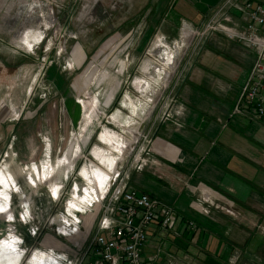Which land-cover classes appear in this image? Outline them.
I'll return each instance as SVG.
<instances>
[{
    "label": "rangeland",
    "instance_id": "1",
    "mask_svg": "<svg viewBox=\"0 0 264 264\" xmlns=\"http://www.w3.org/2000/svg\"><path fill=\"white\" fill-rule=\"evenodd\" d=\"M136 1L0 0V263L65 264L47 249L53 219L100 201L113 173L130 170L135 186L147 166L136 159L184 110L181 88L211 39L193 34L179 58L177 44L204 22Z\"/></svg>",
    "mask_w": 264,
    "mask_h": 264
},
{
    "label": "crops",
    "instance_id": "2",
    "mask_svg": "<svg viewBox=\"0 0 264 264\" xmlns=\"http://www.w3.org/2000/svg\"><path fill=\"white\" fill-rule=\"evenodd\" d=\"M220 1L158 0L157 7L170 5L175 17L194 27ZM254 57L238 42L212 37L181 88L180 117L158 127L145 154L150 164L132 175L139 190L171 204L180 216L174 227L180 235L157 224L149 230L143 254L148 258L160 248L157 264L171 257L184 264H229L236 251L237 264H264V124L232 117ZM46 244L75 254L59 237L47 235Z\"/></svg>",
    "mask_w": 264,
    "mask_h": 264
},
{
    "label": "built area",
    "instance_id": "3",
    "mask_svg": "<svg viewBox=\"0 0 264 264\" xmlns=\"http://www.w3.org/2000/svg\"><path fill=\"white\" fill-rule=\"evenodd\" d=\"M193 32L194 37L203 41L222 35L254 53L253 65L234 104L232 117L264 124V0H221L203 27L193 29ZM142 152L136 159L140 170L150 163L146 156L143 158L148 151ZM128 171L119 173L100 201L89 203L87 209H83L86 205L81 206L71 218L66 209V214L53 219L57 237L69 238V246L75 251L74 254L63 250L56 258L65 264H157L160 248L148 258L143 254L149 242V230L157 224L162 231L180 235L177 229L174 230L180 216L171 204L131 184ZM209 198L205 196V199ZM88 213V216L95 215V219L90 225L89 237L83 241V234L88 235L89 232L86 226L90 218L83 215ZM186 223L191 228L197 227L193 220ZM37 233L34 230V235ZM47 249L53 253L60 252L51 246ZM239 254L236 251L229 264H237ZM90 256L95 260L89 262ZM166 264L184 263L171 257Z\"/></svg>",
    "mask_w": 264,
    "mask_h": 264
},
{
    "label": "bare ground",
    "instance_id": "4",
    "mask_svg": "<svg viewBox=\"0 0 264 264\" xmlns=\"http://www.w3.org/2000/svg\"><path fill=\"white\" fill-rule=\"evenodd\" d=\"M193 34L194 33H192V31L191 30H189L188 28H185V29H183V32H182V36H183V38H184V40H185V46L183 47V49L182 50H180V47H179V45L177 44V52H178V58L182 55V52H184L185 50H187V48H188V45L190 44V41H191V39H192V37H193ZM175 65H178V62H177V60L175 61ZM174 70V69H173ZM172 71V70H171ZM171 71H168L167 73V76L163 79V81L165 82V86H166V84H167V82H169V77H170V73L169 72H171ZM171 79V78H170ZM163 82V83H164ZM164 88V87H163ZM146 93V92H145ZM159 94V93H158ZM160 95V94H159ZM155 103V102H154ZM120 125H121V123H120ZM119 125V126H120ZM131 132H133V130L131 131ZM135 134V136L138 138V136H139V133L138 132H133V135ZM116 175L117 174H113L112 175V177L113 178H111V180L109 181V183H113L114 182V180H115V178H116ZM2 181V180H1ZM1 206V205H0ZM2 211H4V210H2ZM6 213V212H5ZM2 260V259H1ZM2 262H4V261H2ZM5 263V262H4ZM0 264H2V263H0ZM11 264V263H10Z\"/></svg>",
    "mask_w": 264,
    "mask_h": 264
}]
</instances>
